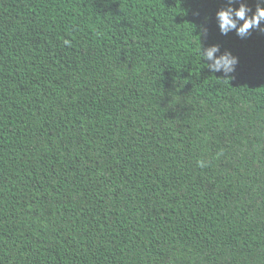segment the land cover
I'll return each mask as SVG.
<instances>
[{"label":"trees","instance_id":"trees-1","mask_svg":"<svg viewBox=\"0 0 264 264\" xmlns=\"http://www.w3.org/2000/svg\"><path fill=\"white\" fill-rule=\"evenodd\" d=\"M228 3L0 0V264H264V23Z\"/></svg>","mask_w":264,"mask_h":264},{"label":"clouds","instance_id":"clouds-1","mask_svg":"<svg viewBox=\"0 0 264 264\" xmlns=\"http://www.w3.org/2000/svg\"><path fill=\"white\" fill-rule=\"evenodd\" d=\"M236 2H239L238 8L233 6ZM216 20L222 35L235 31L238 37L245 39L251 34L252 30H259L262 23H264V0H257L254 12L242 0H229L227 7L217 11ZM63 43L70 46L71 42L66 39ZM200 54L202 61L208 62L205 64L207 68L214 73L223 72L226 77L235 72L236 66L239 64V58L230 51L221 53L218 44H212L206 48L201 47ZM198 163L201 167L204 166L203 161Z\"/></svg>","mask_w":264,"mask_h":264}]
</instances>
